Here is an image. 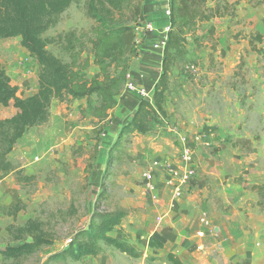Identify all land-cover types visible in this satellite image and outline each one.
<instances>
[{"label": "rangeland", "instance_id": "1", "mask_svg": "<svg viewBox=\"0 0 264 264\" xmlns=\"http://www.w3.org/2000/svg\"><path fill=\"white\" fill-rule=\"evenodd\" d=\"M226 1L237 2L229 9L232 14L199 21L185 36L182 52L175 55L171 66L165 113L150 115L146 133L123 137L122 152L112 156L106 178L108 150L119 130L129 122L142 99H152L161 71V47L170 28L169 0H142L140 15L132 24L135 41L127 80L112 98L102 121L93 116L100 103L95 94L52 100L48 120L30 128L15 143L7 156L12 168L0 172V249L17 243L7 234V226H22L29 218L45 222L46 227L54 229L57 239L18 261L0 255V263L43 264L51 254L61 251L70 233L88 224L102 183L109 195L101 201L102 209L121 206L127 210L123 227L140 250L158 217L167 213L163 218L166 221L171 216L174 221L167 223V248L132 258L101 244L96 257L58 259L47 264L165 262L171 245L178 248L176 255L182 263L220 264L219 250L196 249L195 223L207 220L205 231L210 236L206 247L219 246L213 225L221 218L256 214V220L259 213H264L251 189L253 184L264 182V52L257 53L248 46V39L260 34L261 41L254 44L264 49V0ZM217 3L223 5L222 0H208L206 6ZM92 24L84 0H77L54 27L42 34L46 49L68 62L69 56L62 49L64 34L69 30L85 33L80 63L86 56L90 60L83 70L87 78L98 72L88 42ZM0 65L24 96L36 92L39 67L21 47L18 37L0 41ZM109 71L113 74L112 68ZM9 110L13 114L16 111L11 104L8 109L0 106V117L6 118ZM183 141L190 145L195 165L184 196L195 194L198 198L190 200L194 206L173 204L167 212L166 206L151 205L144 199L142 173L154 160L169 157L178 161ZM92 155L91 173L85 181L83 169ZM168 194L173 198L170 191L159 187L161 203L167 201ZM13 207L18 210L14 218L10 215ZM132 234L139 237L136 243Z\"/></svg>", "mask_w": 264, "mask_h": 264}, {"label": "trees", "instance_id": "2", "mask_svg": "<svg viewBox=\"0 0 264 264\" xmlns=\"http://www.w3.org/2000/svg\"><path fill=\"white\" fill-rule=\"evenodd\" d=\"M77 0H0V40L19 37L23 47L38 65L37 90L24 96L19 87L13 84L0 65V105L10 104L16 110L9 117H0V172L12 168L8 154L15 143L32 127L46 122L53 99L59 101L79 99L95 94L99 106L93 110V116L102 121L112 105V98L117 95L128 76V60L133 50L135 31L133 22L140 15L142 0H84L86 16L92 20L90 29V53L92 63L98 72L87 78L83 70L88 68L90 60L86 56L81 60L85 46V33L77 34L69 30L64 34L62 49L68 54L69 61L63 62L46 49L42 34L54 27L61 15ZM208 0H169L170 28L167 31L163 47L161 71L154 85L152 99H142L129 122L122 126L117 138L108 150L106 172H109L111 158L121 151V141L129 133H146L150 115L164 114L165 93L168 89L170 70L175 55L182 52L185 36L192 32L197 22L209 21L215 17L232 14L229 9L234 3L223 1L213 7H207ZM260 34L248 39L250 50L257 53L264 49L257 48L255 41H261ZM239 64H242V59ZM113 69V74L110 69ZM95 155H92L83 169V178L88 181ZM96 198L93 212L86 226L74 229L67 238L66 246L51 254L43 264L51 260L70 259L79 261L84 257H96L101 252V244L114 247L119 252L139 258L142 252L131 242L130 234L121 226L127 210L121 206L102 209L101 201L108 195L105 185ZM251 189L258 196L257 206L264 210V182L253 184ZM18 212L11 209L14 218ZM7 234L17 243L0 249L3 259L18 261L36 253L42 246H50L56 241L54 229L38 218H29L22 226H7ZM112 233L116 235L113 236ZM148 246L162 248L163 243L150 237ZM172 264H182L173 253L166 255ZM6 264V263H0Z\"/></svg>", "mask_w": 264, "mask_h": 264}, {"label": "crops", "instance_id": "3", "mask_svg": "<svg viewBox=\"0 0 264 264\" xmlns=\"http://www.w3.org/2000/svg\"><path fill=\"white\" fill-rule=\"evenodd\" d=\"M8 39H11V38H6L4 40H8ZM162 48L163 47H161V50ZM161 53L162 51L160 52V55ZM4 108L8 109L10 108V105ZM12 114L13 112L10 111L9 114L6 116L8 117V116H11ZM6 116H3V117H6ZM165 159H170V158L167 157ZM149 168H150V165L142 173L143 192L144 194H146L144 195L146 196L144 198L146 201H148L151 205L156 206V204L159 203V204L166 206L167 212L170 211L171 206H173V204L174 205L179 204V205L185 206L183 203L185 202L191 206L195 205V203H191V202L196 201L195 198H198V197L195 194L185 197L184 192L178 198H171L170 194H168L169 196L166 197L167 201H165L164 203L163 202L161 203L160 199L158 198V190H159V187L161 186L165 192L166 190L165 178L161 174H157L156 177H154L152 180V183L154 185L153 190L147 191L145 187L146 181L143 178V174L147 172ZM187 187L188 186H186L185 189ZM156 211H158V209H156ZM165 215H167V213L164 214L162 217H158L160 218V220L158 222L156 221L157 223L154 224L155 226L152 227L151 232L147 233L145 240L142 242L143 244L142 249L141 250L139 249L142 252L141 256L146 257V255H150L148 254V252L153 253V250L158 251V250H162L164 247L167 248L165 238L168 236V230L170 229V225L168 226L167 223L173 222L174 220L173 221L170 220V218L172 219V217L170 216L166 221L165 220L163 221V218ZM255 215L256 214H249L248 216H245L243 214L235 215V216L227 215L224 218H221L218 221L217 225H213L215 236L219 239V246H216L214 244V245H211L210 247H206V242H205L207 239H209V236H210L205 231L206 224H203L202 222L198 220V222L195 223V226H194V232H195V238H196V240L194 241V244L196 246V249L197 250L202 249L205 251L207 250V252H211L214 249H217V251L219 250V254L221 256L220 264H264V213H259L257 215L256 217L257 221L253 219ZM126 216L121 221V226L123 229H124L123 222ZM146 222L150 224V222L148 221ZM249 227H252L253 231L248 230ZM200 233L201 235H199ZM151 236L160 240L163 243V247L162 248L149 247L148 240ZM132 238L135 240V243H136V238L138 239L139 237L138 235L132 234ZM164 243H165V246H164ZM177 252H178V248L173 247V245H171V247H169L168 250L166 251L165 259L168 253H173L174 255H176ZM213 263H214L213 261L205 262V263H201L199 261H192V262H187V263H182V264H213ZM141 264H172V263L166 260L165 262H151V263L142 262Z\"/></svg>", "mask_w": 264, "mask_h": 264}, {"label": "built area", "instance_id": "4", "mask_svg": "<svg viewBox=\"0 0 264 264\" xmlns=\"http://www.w3.org/2000/svg\"><path fill=\"white\" fill-rule=\"evenodd\" d=\"M127 85L131 86V84ZM157 172L164 176L166 190L170 191L173 198H178L182 195L185 187L188 185L195 173L193 151L190 145L183 141L178 161L159 159L150 163L149 170L143 174V178L146 181L145 187L149 191L154 188L152 180L156 177ZM201 222L206 225L208 224V221L204 218L201 219Z\"/></svg>", "mask_w": 264, "mask_h": 264}]
</instances>
